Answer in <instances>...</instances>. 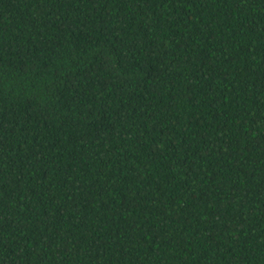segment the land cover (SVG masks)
<instances>
[{"label":"trees","instance_id":"trees-1","mask_svg":"<svg viewBox=\"0 0 264 264\" xmlns=\"http://www.w3.org/2000/svg\"><path fill=\"white\" fill-rule=\"evenodd\" d=\"M0 264H264V0H0Z\"/></svg>","mask_w":264,"mask_h":264}]
</instances>
